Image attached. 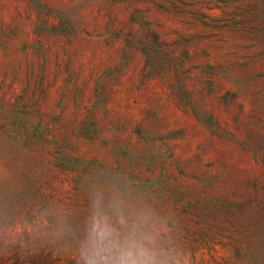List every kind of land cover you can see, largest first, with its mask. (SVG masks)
I'll return each mask as SVG.
<instances>
[{
	"label": "rangeland",
	"instance_id": "374dc122",
	"mask_svg": "<svg viewBox=\"0 0 264 264\" xmlns=\"http://www.w3.org/2000/svg\"><path fill=\"white\" fill-rule=\"evenodd\" d=\"M263 155L264 0H0V264H78L122 191L236 264Z\"/></svg>",
	"mask_w": 264,
	"mask_h": 264
},
{
	"label": "clouds",
	"instance_id": "9594fccd",
	"mask_svg": "<svg viewBox=\"0 0 264 264\" xmlns=\"http://www.w3.org/2000/svg\"><path fill=\"white\" fill-rule=\"evenodd\" d=\"M131 197L94 194L77 227L78 264H184L169 220L150 205L129 206Z\"/></svg>",
	"mask_w": 264,
	"mask_h": 264
},
{
	"label": "trees",
	"instance_id": "16d2710c",
	"mask_svg": "<svg viewBox=\"0 0 264 264\" xmlns=\"http://www.w3.org/2000/svg\"><path fill=\"white\" fill-rule=\"evenodd\" d=\"M264 166V155L261 159ZM264 188V184H263ZM252 200L241 203V211L251 216L253 229L248 235L245 244L234 246L236 264H263L264 263V200L259 199L255 204V209L248 211Z\"/></svg>",
	"mask_w": 264,
	"mask_h": 264
}]
</instances>
